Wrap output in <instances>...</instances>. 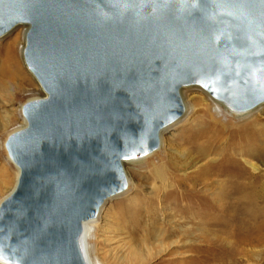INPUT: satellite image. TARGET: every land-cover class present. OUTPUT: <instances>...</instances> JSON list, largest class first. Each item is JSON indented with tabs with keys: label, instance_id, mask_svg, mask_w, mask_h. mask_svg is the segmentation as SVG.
<instances>
[{
	"label": "water",
	"instance_id": "obj_1",
	"mask_svg": "<svg viewBox=\"0 0 264 264\" xmlns=\"http://www.w3.org/2000/svg\"><path fill=\"white\" fill-rule=\"evenodd\" d=\"M20 25L46 96L5 141L20 170L0 203L5 264H87L84 223L185 114L182 89L264 104V0H0V38Z\"/></svg>",
	"mask_w": 264,
	"mask_h": 264
},
{
	"label": "rangeland",
	"instance_id": "obj_2",
	"mask_svg": "<svg viewBox=\"0 0 264 264\" xmlns=\"http://www.w3.org/2000/svg\"><path fill=\"white\" fill-rule=\"evenodd\" d=\"M28 28L29 27L27 25H20L0 38V79L3 77L1 70L4 62L7 61V57L9 56L10 44L19 36L21 37V43L19 45L20 60L26 73L25 78L21 77L17 81L20 85L14 83L8 86L12 96L11 98L14 99V104L7 108L10 111L8 112L6 109L0 108L1 115H7L10 113L9 115L12 117L3 140H0V150H3V158H0V165L7 166L10 171L9 174L12 175V181L9 188L0 195V203L2 199L15 188L19 176V169L11 162L7 155L5 141L11 133L20 130L23 124L26 123L22 114V107L29 101L42 99L46 96L36 78L28 70L24 61V48L26 45ZM2 87L3 86H1V88ZM0 93L2 94L1 90ZM181 95L186 106V114L179 122L170 126V128H168L163 135L165 140L167 139L172 142V149H169L168 144H165L164 139L162 140L161 138V146L158 151L147 157L125 163L124 169L128 179L127 190L105 205L102 208L98 219L89 223V225L91 224V233L87 240L88 253H86L88 258L90 256L92 264H143L139 246H141L143 236L145 235L143 227L149 220L148 212L153 207H157L158 217L160 220L167 217L168 220L176 219L175 221H178L180 219L179 217L182 215L183 217L185 216L184 218L188 221L191 217L188 216V213L191 211H198V208H200L201 205H205L203 204L204 201L200 199L193 201L194 196L184 192L186 190L183 189L186 187L178 185L180 183L176 184L177 186L173 193L170 191L171 189H174V180L180 181V179L182 180L185 176H190L195 172V169L193 168L189 169L188 166H181L184 162V156L182 157V153H186L189 148H192L190 153L196 155V140L199 142L208 139L213 135L212 131H220L223 138V142H219L215 146L214 151H216L212 153V157L216 158L219 154V148L223 146V156H227L230 160L241 161V165L247 169L248 172L254 174L256 177L258 176V178H256L258 180L256 181L259 183L260 180L259 184L264 182V138L261 137L264 136V129H262V133L260 131L258 132L259 135L257 138V131H254L255 127L253 125V122H256L259 119H264V105L259 107L260 111L257 112L255 118L244 120V118L236 117H241L243 113L246 112L239 113L232 111L231 113L226 110V112L224 111V115H222V113L220 114L219 107H221V105L213 101L212 98L199 87H186L182 89ZM4 98L5 95L0 98L1 101L5 102L6 99ZM215 116L217 118L219 116L220 119H217ZM234 116H236V119H234ZM251 139L255 141H251ZM164 144L165 152H167L166 157L161 153ZM253 151H256L255 153H259L257 158L254 160L258 167L257 170L251 168L246 162H244V158H249V155H251ZM246 153L247 155H245ZM195 159L202 160L199 156ZM204 182L205 181L197 180L192 184L197 186V190L201 193V195L203 194L208 199H213L212 188L215 187V184L208 187V191L206 186L205 188L203 187L205 185ZM166 192H168V194ZM251 192L252 191L247 193L245 192L240 195L241 198L244 195L243 201L240 197L238 198L240 200L235 199V202L232 200V202L238 204L231 207L232 211L229 210L227 214H231L232 216V213L234 212L233 217H236L238 220L235 221V226H238L237 228L241 231L248 232L253 236H264V188L261 191L262 195L258 192L260 196L257 192H252L251 196ZM253 193L256 194L254 195ZM159 197H164V202L161 204L159 203L158 206L153 205V201H158ZM186 203H188L187 208L184 206ZM193 203L195 205H193ZM190 204L193 208H191ZM211 209L212 208L206 206L202 210L201 214L206 212L209 213L211 212ZM239 217H241V219H239ZM181 219L184 220L183 218ZM248 220L251 222L247 223ZM180 225L181 227L185 226L186 228L193 226V224L185 225L182 221ZM243 227L247 230L245 228L243 229ZM251 227L253 229L255 228V231H250L252 229ZM192 228V238H190L191 243H186L185 245L180 246L179 249L174 251L175 253L163 257L159 262L162 264H188L192 254L199 249V246H202L200 248H203L204 242L199 235V225L195 224ZM184 239H187V237ZM261 244L246 247L247 253L237 255L235 258L236 263L264 264V241ZM0 264L5 263L0 262Z\"/></svg>",
	"mask_w": 264,
	"mask_h": 264
},
{
	"label": "bare ground",
	"instance_id": "obj_3",
	"mask_svg": "<svg viewBox=\"0 0 264 264\" xmlns=\"http://www.w3.org/2000/svg\"><path fill=\"white\" fill-rule=\"evenodd\" d=\"M20 40H21V37L19 36L10 44L9 56L7 54V56H8L7 61L4 62L2 70H1L3 77L0 79V82H1V86H3V87L1 88V86H0V90L2 91V94L0 93L2 95V96L0 95V98L3 97V95H5L4 99H6V101L4 102V101H1V99H0V108H4L8 112L10 110H8L7 108L9 106H11L12 104H14V99L11 98L12 96H11V93L9 91L8 86L10 84H14V83H16L17 85H20V84H18L17 81L21 77H23V78L26 77V73L22 67V63L20 60V47H19V45L21 43ZM212 100L215 101L217 104L221 105V107H219L220 108V112H219L220 114L222 113V115H224L225 114L224 111L226 112V110L228 112L230 111L232 113L233 110H231L226 104L219 102V101H216L213 98H212ZM263 105L264 104L256 107L255 109H253L254 111L251 110V111H248L246 113H243V115L241 114L242 115L241 117L234 116V119L244 118V120H248L250 118H255V116L257 115V112L260 111L259 107H261ZM7 111H6V113H7ZM9 114L10 113H8L7 115H1L0 114V140L1 141L3 140L5 133H6V130H7V127L10 123V120L12 119V117ZM185 114H186V112H185ZM185 114L182 116V118L185 116ZM216 115H217V112H216ZM182 118H180L177 122H179ZM218 118H219V116H218ZM177 122H175L174 124H176ZM252 122H253V120H252ZM26 124L27 123H24L22 128H24L26 126ZM174 124H172V125H174ZM172 125H170V126H172ZM253 125L255 127L254 131L255 130L257 131L256 133H257V138H258V135H259L258 132L259 131L261 132L262 129H264V119H259L256 122H253ZM170 126L162 131V133L160 135V139L161 138H162V140L164 139L163 135L168 130V128H170ZM263 132H264V130H263ZM212 134H213L212 136H210L208 139H206L204 141L198 142V140H196L197 141V143L195 144V147L197 148V154L196 155H193L192 153H190V150L192 148H189L186 153H182V157L184 156L183 157L184 162L181 164V166L182 165L188 166L189 169L193 168V169H195V172H194V174H192L190 176H185L184 178H182V180L180 179V181L174 180V189L173 190L171 189V191H170L171 193H173V191H175V188L177 186L176 184L180 183L178 185L186 187L184 189L181 187L183 190H186L184 192L194 196L193 201H197L196 199H200V200L204 201L203 204H205V205H201V207L198 208V211H191L190 213L187 212L188 216H191L188 221H186V218H184L185 216L183 217L181 214H180L181 215L180 217L178 215V217L180 218V219L178 218L179 219L178 221H175L176 219L175 220H168L167 217L160 220V218L158 217L159 215H158L157 207L156 208L153 207L148 212L149 220H148V223L143 227V232L145 235L143 236V242L141 243V246H139L140 250H141L143 264H162L161 262H159L160 259H162L165 256L171 255L172 253H175L174 251H176V249H179L180 246H183L186 243H191V241H190V238H192L191 231L193 229L192 227L195 224L199 225V228H198V231L200 232L199 235L204 240L203 248H200L202 246H199V249L196 250L192 254L188 264H237L235 261V258L237 257V255L246 254L247 253L246 247L255 246L256 244H261L264 241L263 235L253 236L252 234H250L248 232L241 231L240 229H238L237 228L238 226L237 227L235 226L236 225L235 221L237 220V218L233 217L234 212L232 213V216H231V214H227L228 211L231 210V207H233L236 204V203H234L235 199H238L240 197V195L244 194L245 192L247 193L249 191H252V192H257L258 195H259V193H261V195H262L261 191L264 188V186H263L264 180L262 181L263 182L262 184H259L260 180H259V183L256 181V180H258V179H256V178H258V176L256 177L254 174L248 172V170L245 169L241 165L242 164V163H240L241 161L230 160L229 158H227V156H223V149H224V148H222L223 146L222 147L220 146L221 148H219L220 150H219L218 156L216 158L212 157L211 156L212 153H214L216 151V150L214 151L215 146L219 142L220 143L223 142V138L220 134V131H212ZM244 137H245V135H244ZM261 137L264 138V136H261ZM259 138H260V136H259ZM242 141H243V139H242ZM251 141H255V140L251 139ZM164 143L168 144L169 149L170 148L172 149V142L171 141L164 139ZM165 144H164V147H163V150L161 153H162V155L164 154L166 157L167 152H165ZM160 146H161V144H160ZM257 148H258V146H257ZM255 152L256 151H253L251 153V155H249L250 156L249 158H244V162H246L251 168L257 170L258 167H257V164L254 162V160L257 158L259 153H255ZM247 153L245 155H247ZM152 154H150V155H152ZM147 156H149V155H147ZM147 156H145V157H147ZM197 156L201 157L202 160H196L195 158ZM0 158H3V150L2 151L0 150ZM168 158H169V156H168ZM170 159H171V157H170ZM130 161H135V160H130ZM130 161L124 162L123 167H124L125 163H128ZM173 164H174V162H173ZM9 172L10 171L8 170L7 166H5V165L1 166L0 165V195L4 191H6V189H8L9 185L11 184L12 175H10ZM19 173H20V170H19ZM197 180L198 181H200V180L205 181L204 182L205 185L203 186L204 188H205V186H206V188H208L211 185L215 184V187L212 188L213 199H208L203 194L201 195V193L197 190V186L192 184V183H194V181H197ZM247 181H249V182H247ZM208 191H209V188H208ZM252 192H251V196H252ZM166 193L168 194V192H166ZM166 196H168V195H166ZM243 196H242V198L240 197L242 199V201H243ZM116 197H118V195L115 196L114 198H116ZM114 198H112V199H114ZM232 200L234 202H232ZM238 200H240V199H238ZM110 201H108L105 205H107ZM162 202H164V197H161V198L159 197L158 201L157 200L153 201L152 204L158 206V204L159 203L161 204ZM187 204L188 203H186L184 205L186 208L188 206ZM193 205H195V204L193 203ZM206 206L212 208L211 212H209V213L206 212L204 214H201L202 210ZM249 207H251V206H249ZM102 208L100 209V212H101ZM191 208H193L192 205H191ZM243 208H245V207H243ZM100 212H99V214H100ZM187 213H185V214H187ZM238 214H236V215H238ZM244 214H246V213H244ZM173 215H175V214H173ZM98 217H99V215L97 216V218L84 223V230H83V235L81 238V244H82V249H83V253H84V256L86 258L87 264H92L90 256H89V258L87 256V253H88L87 252V250H88V241L87 240H88V237L90 236V233H91V228H90L91 224L89 225V223L94 222L95 220L98 219ZM181 218H183L184 220H182ZM246 218H247V216H246ZM239 219H241V217H239ZM180 220L185 225L193 224V226H190L189 228H186L185 226L181 227V225H180L181 221ZM158 221L160 222V224ZM248 222H251V221L248 220L247 223ZM242 224H243V222H242ZM255 224H256V222H255ZM241 226H239V227H241ZM248 226H249V224H248ZM244 228L245 227H243V229ZM252 230L255 231V228L254 229L252 228L250 231H252ZM184 236L187 237V239H184L185 238Z\"/></svg>",
	"mask_w": 264,
	"mask_h": 264
}]
</instances>
